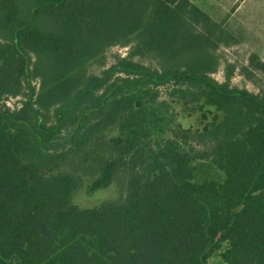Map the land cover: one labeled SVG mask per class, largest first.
Listing matches in <instances>:
<instances>
[{
  "label": "trees",
  "instance_id": "16d2710c",
  "mask_svg": "<svg viewBox=\"0 0 264 264\" xmlns=\"http://www.w3.org/2000/svg\"><path fill=\"white\" fill-rule=\"evenodd\" d=\"M232 40L189 0H0V264H264V62L217 81Z\"/></svg>",
  "mask_w": 264,
  "mask_h": 264
},
{
  "label": "rangeland",
  "instance_id": "374dc122",
  "mask_svg": "<svg viewBox=\"0 0 264 264\" xmlns=\"http://www.w3.org/2000/svg\"><path fill=\"white\" fill-rule=\"evenodd\" d=\"M213 21L223 24L226 31L232 37L234 44L222 46L218 50L221 60L219 71L213 77L219 81H225L226 66L234 65L236 70L232 76V85L246 88L250 92L259 93L263 86L261 74L255 72L252 79L243 74V69L249 65L250 56L264 58V0H189ZM128 49L124 47L112 48L107 54L106 68L115 62V58L125 56ZM103 68L93 66L90 72L99 75ZM165 91V90H164ZM19 98H10L7 105L14 107L19 104ZM174 118L184 128H202L207 122L201 121L197 116L188 117L179 104L173 105ZM117 197L114 186L98 190L92 194L87 189L81 191L75 199V204L83 209L99 207L104 201ZM211 264H223L219 256L210 261Z\"/></svg>",
  "mask_w": 264,
  "mask_h": 264
},
{
  "label": "crops",
  "instance_id": "0c3cea01",
  "mask_svg": "<svg viewBox=\"0 0 264 264\" xmlns=\"http://www.w3.org/2000/svg\"><path fill=\"white\" fill-rule=\"evenodd\" d=\"M250 51H251V53H253L255 56L259 57V59H260L262 62H264V58H262V56H258V55L255 54V52H253L252 50H250Z\"/></svg>",
  "mask_w": 264,
  "mask_h": 264
}]
</instances>
